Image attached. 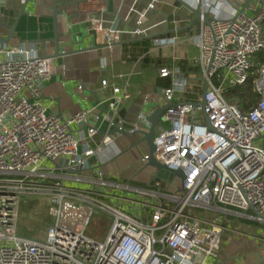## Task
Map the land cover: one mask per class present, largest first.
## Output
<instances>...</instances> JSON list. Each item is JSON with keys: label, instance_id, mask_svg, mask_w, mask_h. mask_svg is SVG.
Here are the masks:
<instances>
[{"label": "built area", "instance_id": "built-area-1", "mask_svg": "<svg viewBox=\"0 0 264 264\" xmlns=\"http://www.w3.org/2000/svg\"><path fill=\"white\" fill-rule=\"evenodd\" d=\"M193 1L215 18V35L201 22L196 38L208 87L195 100H176L187 81L174 77L164 93L168 107L162 114L170 126L155 134L152 153L167 170L184 174L172 178L178 185L174 192L158 191L162 180L151 178L150 186L142 187L92 168L107 160L103 158L114 129L149 130L148 116L130 123L119 114L130 97L132 71L115 74L124 80L120 86L102 80L101 90L111 88L98 103L107 105L104 112L97 114L95 106L66 118L47 112L41 101L39 81L54 74V58L40 56L34 48L0 47V264H207L220 252L224 213L252 211L246 216L262 220L264 65L254 81L259 99L251 109L242 111L225 94L247 81L252 56L264 50V1L254 15L237 10L227 17L217 15L220 0ZM92 30L109 48L123 33L105 27L100 17L92 18ZM176 41L169 37L154 42ZM171 74L161 69L162 76ZM73 124L86 131L77 134ZM104 125L108 131L92 146L89 139ZM150 157L148 151L141 161L147 166ZM28 193H44L52 203V223L34 238L17 232L22 196ZM195 209L216 214L203 217ZM96 211L112 219L104 241L85 234Z\"/></svg>", "mask_w": 264, "mask_h": 264}, {"label": "crops", "instance_id": "crops-1", "mask_svg": "<svg viewBox=\"0 0 264 264\" xmlns=\"http://www.w3.org/2000/svg\"><path fill=\"white\" fill-rule=\"evenodd\" d=\"M154 2L155 6L150 7ZM194 6L193 0H184ZM264 0H251L245 12L254 15ZM2 0L0 1V47L23 46L34 48L40 56L54 58L55 72L49 80L39 81L42 103L47 112L70 117L87 108H97L101 114L107 108L98 106L111 93L101 90L102 80L122 85L124 80L115 74L129 73L130 97L125 99L119 114L128 122H138L142 115L149 116L158 106L167 105L165 90L175 76L187 81L186 89L178 92L180 101L199 98L208 85L206 73L199 62L200 48L196 38L202 23L195 14L178 0ZM246 0H220L217 15H233ZM54 7L56 14L54 15ZM100 17L105 27L123 30L121 39L109 48L101 35L92 30V18ZM13 28V29H12ZM136 28L145 30L134 34ZM177 37L174 44L156 45V38ZM6 40V41H5ZM1 41H5L1 43ZM148 47V48H147ZM168 68L172 74L161 75ZM171 81V85H167ZM83 89L80 90L79 86ZM163 120V119H162ZM164 120L158 124L168 128ZM79 134L85 126L72 125ZM93 138L92 146L99 143L108 131L106 125ZM140 133H115L107 144L101 167L120 182H148L140 177L145 164L141 161L148 145L141 141ZM98 162L97 158L93 160ZM63 160L59 163L62 165ZM65 162V160H64ZM144 165L142 167V165ZM148 166V165H147ZM89 174V173H87ZM89 174V175H93ZM79 185H81L79 183ZM174 192L177 181L162 180L161 185ZM252 211L248 212L251 213ZM247 212H230L222 215L226 226L220 252L207 264H252L254 253L263 243L264 223L246 216ZM264 255V250L262 251Z\"/></svg>", "mask_w": 264, "mask_h": 264}, {"label": "rangeland", "instance_id": "rangeland-1", "mask_svg": "<svg viewBox=\"0 0 264 264\" xmlns=\"http://www.w3.org/2000/svg\"><path fill=\"white\" fill-rule=\"evenodd\" d=\"M164 126L168 127L169 122H167ZM62 164H65L64 160ZM143 166L144 165H142V167ZM152 171L153 167L149 165L145 166L140 177L143 179H148L149 176H152ZM135 183L142 187L150 186L149 181ZM157 189L160 192L170 191V189L164 188L163 186H159ZM51 206L52 203L49 196L44 193H41V195L38 193H28L23 195L19 209L20 213L17 226L18 235L25 238H34L35 236L39 235V232L43 231V226L47 227L53 221V217L50 214ZM199 212L200 210H197L196 212L194 211L195 214H198ZM111 222L112 219L109 216L96 211L90 219L89 226L85 234L89 237L95 238L98 241H104L109 232Z\"/></svg>", "mask_w": 264, "mask_h": 264}, {"label": "water", "instance_id": "water-1", "mask_svg": "<svg viewBox=\"0 0 264 264\" xmlns=\"http://www.w3.org/2000/svg\"><path fill=\"white\" fill-rule=\"evenodd\" d=\"M0 1L2 2V0H0ZM178 1L181 2L182 4H184L185 6H187L195 14V18H194L193 22L191 23V26H193L194 22L199 19L200 22L207 24L210 27L213 35H215L213 24H212V21L215 19L213 15H211L209 12L202 13L201 7H199V6L198 7L191 6L187 2H185L184 0H178ZM250 1L251 0H246V2L244 4H242L238 7L239 13L245 12L246 8L250 4ZM56 4H57V2L55 0V6H56ZM55 14H56V7H54V15ZM5 41H3V42H5ZM3 42L1 41V43H3ZM210 65H211V63L207 67L208 71H209ZM206 90H207V86H206ZM206 90H205V92H206ZM167 107H168V104L165 106H158L147 117V121L150 124L149 130L147 132H144V131L138 132L142 135L141 141L145 142L148 145V150H149V153L151 154L148 165L155 169V172H154V175L152 178H154L156 180H171L175 176H179L181 178H184V174L182 173V171L175 170V171L171 172V171L167 170L166 167L164 165H162L159 161H157L152 154L154 149H155L154 137L156 134V129H157L158 124L163 121L162 120V114L167 109ZM117 131H118L117 129H114L112 131V134L116 133ZM122 133H126V132L124 131ZM252 209L254 210L253 207H252ZM261 217H262L261 222L264 223V215H261ZM263 250H264V238H263V243L259 246V250L253 254L255 260H254V262H252V264H264V255H262Z\"/></svg>", "mask_w": 264, "mask_h": 264}, {"label": "trees", "instance_id": "trees-1", "mask_svg": "<svg viewBox=\"0 0 264 264\" xmlns=\"http://www.w3.org/2000/svg\"><path fill=\"white\" fill-rule=\"evenodd\" d=\"M251 61L252 65L249 69L247 81L243 85L229 88L225 94L229 103L238 106L244 112L251 109L259 99V95L254 91V81L264 65V50L256 52L252 56ZM167 85H171V81H168ZM197 210H200L198 214L203 217H212L216 214L213 211L204 209H195L194 211L196 212Z\"/></svg>", "mask_w": 264, "mask_h": 264}]
</instances>
